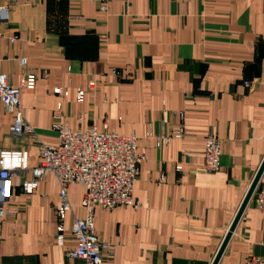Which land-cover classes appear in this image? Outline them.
Instances as JSON below:
<instances>
[{
  "label": "crops",
  "instance_id": "crops-1",
  "mask_svg": "<svg viewBox=\"0 0 264 264\" xmlns=\"http://www.w3.org/2000/svg\"><path fill=\"white\" fill-rule=\"evenodd\" d=\"M3 4L9 18L0 21V67L18 83L25 69L18 57L25 56L37 73L35 86L20 95L24 116L41 138L55 141L51 123L59 112L73 128L95 124L141 136L133 191L140 205L94 207L97 237L113 250L100 264H211L264 157V0ZM55 85L70 93L60 110ZM77 86L85 88L80 102ZM11 121L0 101V146L26 147L30 164L37 163V142L10 132ZM180 121L183 138L156 146L144 135L169 131ZM209 130L221 141V165L211 172L203 167ZM179 162L182 169L175 168ZM158 171L165 173L161 182ZM17 179L0 218V264H88L66 254L74 244L71 218L84 214V186L68 187L73 213L65 217V240L58 244L53 175L46 173L30 194ZM263 227L264 211L252 195L216 264H242L248 254H264Z\"/></svg>",
  "mask_w": 264,
  "mask_h": 264
},
{
  "label": "built area",
  "instance_id": "built-area-1",
  "mask_svg": "<svg viewBox=\"0 0 264 264\" xmlns=\"http://www.w3.org/2000/svg\"><path fill=\"white\" fill-rule=\"evenodd\" d=\"M9 18L8 6L0 5V21ZM13 39V37L11 38ZM18 62L25 69L21 72L18 83L10 81L9 75L0 67V101L12 114L9 130L16 135H26L38 144V162L31 165L30 153L26 147L5 148L0 146V218L6 214V202L14 187V177L22 192L32 193L46 173H51L57 183V216L56 242L63 244L64 220L68 212L73 213V205L69 198L68 187L72 183L84 186L80 205L84 210L82 216L73 214L69 228L74 244L66 250L69 257H79L88 264H100L103 255L112 254V244L108 240H99L94 226V207L113 208L118 205L138 207L140 202L135 199L134 183L142 158L137 153L139 134L135 132L121 133L115 129H98L95 124L73 128L61 118L60 112L54 114L51 128L55 131V141L41 138L34 126L23 113L21 100L22 88H33L37 73L27 63L25 56H19ZM111 74L118 75L119 70L113 68ZM94 84L88 79L87 86ZM51 91L59 95L57 109H61L63 101L70 93L63 86L55 85ZM85 88L77 86L75 100L84 99ZM175 112V110H173ZM180 120L184 118V110H176ZM82 116H78L81 120ZM169 131L154 133L145 132V136L154 138L156 146L167 144L172 138H183L185 128L183 122ZM221 141L213 130L204 136L203 167L211 172L220 168ZM182 169V163L175 164ZM31 170V176L25 172ZM157 181L165 179V173L158 171ZM254 201L264 211V179L259 178L253 191ZM261 243L264 245V227ZM242 264H264V254H248Z\"/></svg>",
  "mask_w": 264,
  "mask_h": 264
},
{
  "label": "water",
  "instance_id": "water-1",
  "mask_svg": "<svg viewBox=\"0 0 264 264\" xmlns=\"http://www.w3.org/2000/svg\"><path fill=\"white\" fill-rule=\"evenodd\" d=\"M263 169H264V157H263L261 163L259 164V166L257 168V171H256V173H255V175H254V177H253V179H252V181H251V183H250V185H249V187H248V189H247V191H246V193H245V195H244V197H243V199H242V201L238 207V210L236 211V214H235L228 230L226 231V233L223 237V240H222L211 264H216V262L218 261V258L220 257V255H221V253H222V251H223V249H224V247H225V245H226V243H227V241H228V239H229V237H230V235H231V233H232V231H233V229H234V227H235V225H236V223H237V221H238V219H239V217H240V215L244 209V207L246 206V204L248 203L249 199L251 198V196L253 194V191L255 189V186H256L259 178L261 177Z\"/></svg>",
  "mask_w": 264,
  "mask_h": 264
}]
</instances>
